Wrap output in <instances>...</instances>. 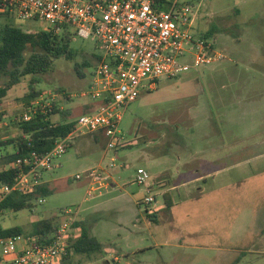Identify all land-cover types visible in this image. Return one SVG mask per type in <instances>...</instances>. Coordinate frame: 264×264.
Segmentation results:
<instances>
[{
    "label": "rangeland",
    "instance_id": "374dc122",
    "mask_svg": "<svg viewBox=\"0 0 264 264\" xmlns=\"http://www.w3.org/2000/svg\"><path fill=\"white\" fill-rule=\"evenodd\" d=\"M181 1L190 7L194 20L192 34L205 39L208 32L214 31L207 40L225 58L191 68L177 77L162 78L152 90L142 89L138 99L123 112L120 144L116 149L106 152L107 141L100 138L95 151L82 153L76 140L66 154L56 159L60 167L43 174L52 191L45 203L35 201L31 209L17 213L6 211L0 217V230L21 227L25 235L33 236L34 227L41 221L58 226L65 218L63 210L66 209L78 211L79 221L88 225L91 216L87 213L91 206L102 204L105 209L98 215L106 225L117 228V232L113 237H100V240L124 245L129 241L130 231H135L131 228L135 215L146 218L147 212L152 215L155 210L162 226L154 234L155 240L162 244L175 240L203 246L174 249L162 245L154 252L157 257L179 258L184 262L179 264H214L220 256L226 255V250H238L243 252L240 264H264V257L260 255L264 242L238 244L235 228L238 218L243 216L248 223L254 221L261 225L259 230H264V0ZM0 24H12L27 32L47 30L43 21H23L2 9ZM69 37L70 49L75 54L73 59L60 57L47 72L22 77L2 101L0 158L14 151L12 145L3 147L1 143L22 134L19 123L26 111L25 97L30 93L32 80L36 92L59 111L51 118L53 123H60L63 117L68 122L75 121L87 112L90 100L79 95L87 91L103 51L91 40L81 39L71 32ZM29 56L27 53L26 57ZM195 111L197 113L193 114ZM187 146L197 149L223 146L217 167L229 168L246 159L258 162V165L226 172L222 175L227 181L225 185L209 179L206 187L208 193H214L215 188L225 186L220 193L228 194L226 185L236 182V188L242 191L241 215L232 209L235 208L233 200V206L228 201V208L211 211L204 221L202 216L194 217L195 221L190 223L184 189L170 192L171 201L178 203L175 209L166 206L165 197L169 194L163 196L161 192L174 184L175 179L168 185L161 179L171 177L163 178L161 172L185 171L182 162L188 159ZM100 167L107 171L109 189L88 197V171ZM139 168L146 169L152 176L156 203L148 210L142 204L145 192L135 183ZM77 175L82 179L78 181ZM193 187L197 192L203 183ZM238 204L239 201L237 207ZM146 238L150 237L146 235ZM86 258L71 254L65 264ZM121 259L120 264H126V257ZM108 260L114 264L112 257Z\"/></svg>",
    "mask_w": 264,
    "mask_h": 264
},
{
    "label": "built area",
    "instance_id": "2783aa9c",
    "mask_svg": "<svg viewBox=\"0 0 264 264\" xmlns=\"http://www.w3.org/2000/svg\"><path fill=\"white\" fill-rule=\"evenodd\" d=\"M165 1L166 9L156 7L154 0H0L1 9L20 20L43 21L55 34L69 30L103 51L87 91L79 95L88 98L87 105L93 109L78 116L74 129L56 139L50 151H33L4 167V171L15 169L16 175L11 184L0 181V204L12 194H35L46 183L43 174L59 168L56 159L84 135L101 133L107 141L106 152L116 149L123 112L142 89L152 90L162 78L177 77L225 58L208 40L192 34L190 7L181 0ZM39 111L51 113L53 103L38 97L22 120L30 121ZM88 179V197L108 191L109 176L101 167L89 170ZM135 183L145 192L142 204L148 210L156 203L152 176L139 168ZM45 199L37 201L44 204ZM63 213L64 220L50 233L0 234V264H64L70 241L80 228L75 226L78 211L66 209Z\"/></svg>",
    "mask_w": 264,
    "mask_h": 264
},
{
    "label": "trees",
    "instance_id": "16d2710c",
    "mask_svg": "<svg viewBox=\"0 0 264 264\" xmlns=\"http://www.w3.org/2000/svg\"><path fill=\"white\" fill-rule=\"evenodd\" d=\"M155 6L166 9L165 0H154ZM0 3V9L1 7ZM4 11V10H3ZM10 14L8 11H4ZM69 30L61 34H55L53 30L27 32L12 24H0V105L7 97L12 87L17 85L22 77L26 75H38L47 72L55 59L66 57L73 59L75 54L70 49ZM214 31L208 32L204 38L207 40ZM30 53L29 58L26 54ZM101 59V58H100ZM100 59L97 60L99 63ZM97 63V65H98ZM96 65V66H97ZM91 66V63H88ZM35 81L30 83V93L25 97L26 110L30 107L33 100L41 96L34 88ZM94 106L87 105V112H90ZM59 113L55 105L51 113H41L40 111L33 115L30 121H21L19 128L22 134L14 139L1 143L3 147L12 145L14 151L0 158V181L12 183L16 175L15 169L4 171V167L19 158H23L33 151L46 153L50 151L59 137L67 136L75 127V121L68 122L66 118L55 124L51 120L53 115ZM52 194L48 183H44L33 195L22 196L12 194L3 203L0 204V217L6 211L15 213L31 209L34 202L40 197H48ZM166 206L171 207L172 201L169 196L165 197ZM147 212V211H146ZM148 218L153 216L146 213ZM80 228L78 236L70 241L68 255L64 259V264L69 255H81L88 259L103 256L102 245L91 236L90 230L85 223L78 221L75 225ZM57 226L53 227L50 221H41L36 224L32 235H39L52 232ZM2 236H16L24 234L21 227L0 230Z\"/></svg>",
    "mask_w": 264,
    "mask_h": 264
},
{
    "label": "crops",
    "instance_id": "0c3cea01",
    "mask_svg": "<svg viewBox=\"0 0 264 264\" xmlns=\"http://www.w3.org/2000/svg\"><path fill=\"white\" fill-rule=\"evenodd\" d=\"M195 111L193 114H196ZM100 138H104L103 134H88L84 135L77 139L76 143L80 144V151L82 153H90L95 151L98 144V140ZM223 146H215L211 149H197L191 146H187V161L182 162L185 167V171L179 170L175 173H167L166 171L161 172L163 178L170 179H161L168 185H171L172 179L174 181V186H168L169 188L164 189L163 193L161 194L164 196L165 193L169 194L170 192L178 191L184 189L186 191L185 196L187 205V218L190 223L195 221V218L198 216L204 217L210 216L211 211L213 210H222L228 208V201L234 205L233 200L235 202L234 209L235 214L238 213L241 215L242 211V191L240 188H236V182H229L226 185V189L229 191L228 194L220 193L224 190L226 184V179L222 178L226 172L249 167L252 165H258V162H255L250 159L240 160L236 164L231 165L229 168L225 167H217V162L221 159L218 157L223 151ZM178 152V148L175 150ZM241 152V151H240ZM215 154V155H212ZM219 154V155H218ZM181 159V158H179ZM214 166H216L214 168ZM209 179H213L214 183L221 184L219 187L215 188L214 193L207 192V185ZM172 181V182H173ZM48 183L47 181H45ZM203 183V187H199L197 192L193 186ZM49 184V183H48ZM50 188V186H49ZM130 200V198H128ZM237 201H239L237 207ZM178 206V203L174 202L172 199V206L170 207L172 210ZM105 209L102 204H93L90 208L88 216L90 215V222L87 227L90 230L91 236L94 237L103 248V257L102 259L92 258L85 260L78 259L75 261V264H111L108 260L109 257L113 258L114 264H120L122 261V257H126V264H171V263H184L179 258H164V257H157L155 256L154 252L157 251L158 248L163 246L173 247L174 249H194V248H201L203 247L201 244L199 245H189V244H181V242H176L175 240H169L165 244L154 239V234L159 232L161 221L158 218L157 211L152 210V218H142L140 215H135V218L131 220V228L135 231H130L129 241L127 240L124 245L122 243H112L107 240V242H103L100 240L104 237H113L114 234L117 232V228L106 225V222L102 220V216L98 215ZM238 210V211H237ZM98 215V216H97ZM247 216V215H246ZM195 217V218H194ZM243 217V216H242ZM242 217L238 218L236 223V243L241 244L245 243V245L251 244L253 241L264 242V230L258 224L254 223V221L249 220V223L244 220ZM144 219L149 220L152 222L155 227H151L149 223L145 222ZM148 235L150 238H146ZM119 234L117 237L119 238ZM127 238V237H126ZM150 239V241H149ZM153 239V240H152ZM115 240V239H114ZM102 241V242H101ZM264 248V246H262ZM121 253V255H120ZM226 255L224 257L220 256L218 261L214 264H240L242 263L241 256L243 252L238 250H226L224 252ZM241 253V254H240ZM261 257H264V250L260 253ZM130 259V260H129ZM247 262V261H246Z\"/></svg>",
    "mask_w": 264,
    "mask_h": 264
}]
</instances>
